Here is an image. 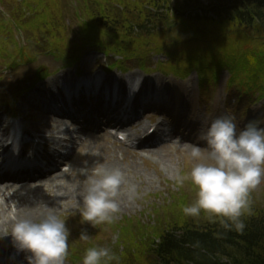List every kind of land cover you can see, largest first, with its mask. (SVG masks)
<instances>
[{"label": "rangeland", "instance_id": "374dc122", "mask_svg": "<svg viewBox=\"0 0 264 264\" xmlns=\"http://www.w3.org/2000/svg\"><path fill=\"white\" fill-rule=\"evenodd\" d=\"M51 2L55 4L54 10L60 7L61 11H64L63 24L67 43L80 44L84 35L83 18H79V15L82 14L80 11L82 4L76 0H51ZM30 4L37 8L36 3L31 1ZM19 7L20 2L18 0H0V20L8 21L5 27L8 38L4 40V43L9 45L10 48L8 50L12 54L11 56L7 54H4L3 57L0 56V118L4 119V114H6V119L9 120L11 115H16V120L23 121L24 125L27 124V128L36 126L44 118L45 121H48L46 116L47 110H50V108L41 105L39 100L30 98V96L37 92L41 93L40 89L45 88L47 81H56L58 78L66 80L70 77H78L84 81L85 79H89L91 82L99 80L100 82L102 81V84L104 80L107 81L109 79L111 80L110 86L108 85L109 87L115 84L120 87L121 85L118 83L119 78L130 84L135 81L137 83L146 81L149 85L143 89L141 93L142 99L135 104L136 112L133 114L134 119L129 122L131 125L129 124V128L125 130L128 137L129 135L131 136L128 138V143L133 147L129 148L126 145H122L114 137L105 136L104 132L106 131H100L99 129V133L97 134L90 132L91 137L88 140L93 139L91 141L97 142L99 146H106L107 151L91 150L85 147L87 144L85 143V136L78 134L75 136V143L72 144V147H64L60 150L61 156L68 158L67 162L72 164H69L70 166L58 164L57 169H54V166L57 165L54 163L50 167L54 173L52 179L56 175L64 173L69 167L75 169L77 172L76 174L67 176V179H70L69 181L66 180L58 184L57 188L59 190H62L66 183H76V186L72 184V188L80 186L84 191L81 198L61 199L59 207L54 212L58 217L65 220L71 230L68 241V253L71 255L66 257L65 264H82L83 254L88 246L107 247L114 255H118L119 245L122 244L120 242L121 234H119V230L117 231L115 227L118 223L125 221L124 223L126 224V220H131L151 226L152 223L158 221L155 212H159L161 216L171 212L175 218L178 211L179 214H183L181 208L174 209V203L180 206L181 201L185 200V202L187 201V205L191 204L196 198L197 189L190 180H186L183 186H178L175 183V176L178 173L186 175L190 171L195 162L190 161L187 157V147L190 144L198 142L196 138L199 131L209 124L211 120L227 113L236 118V122L240 127H243L250 120H258L264 126V99L257 101L254 97V100L251 102L247 98L240 100L237 96V93H239L238 88L236 86L229 88L227 85L228 74L230 75L227 67L224 68V73H222L218 82H214L211 79L213 82L211 84L203 83V81L200 82L197 71H194L183 79L170 73L153 71V69H151L152 73H145L137 68L127 73L120 70L109 72L105 61L106 57L93 48L87 49L84 57L77 64L68 65L62 58L56 55L50 56L46 53L43 47L44 44H42V41H45V36H38L36 32L34 34L27 32L19 25L26 24L27 20L32 19L43 8L34 11L35 13L27 14L26 11H18ZM76 10L77 13L75 12ZM30 12L31 10H29ZM189 14L191 17L195 15L194 12H190ZM12 41H17L20 47H26L28 50L30 48L38 50L36 61L27 65L19 64L20 60H18V57H15L17 52ZM46 47L48 46L46 45ZM231 48L230 46L224 50L220 49L219 54L228 57ZM256 55L264 58V44L256 49ZM159 60L166 62L167 57L165 55L153 54L149 64L151 67H154ZM129 67L132 66L130 65ZM207 72L202 71L201 73L206 74ZM40 74L39 80L38 76ZM201 78L204 77L201 75ZM206 81L209 83V78ZM178 83L181 85V92L175 93L173 89ZM199 87H202L203 91H199ZM122 94V96H125V93ZM151 98L153 100L149 103ZM175 98L179 105L184 106L178 112H175L179 108L176 107L177 102ZM92 101L94 100L92 99ZM56 106L54 105L52 108L59 111ZM228 106L229 108H227ZM178 114L181 116L179 118L180 124L188 123L191 125L189 130L191 133L174 128L173 119L176 121ZM55 118H60L64 128L75 131L82 127L79 115L75 119H68L66 117H57L53 113L50 120L55 121ZM74 120L79 124L74 122ZM136 120H140L139 125L134 124ZM158 123H169L170 128L173 130V137H168L166 139L168 141L164 140L162 144H159L160 141L157 138L155 147H148V145L137 147L136 142L138 141L133 135L134 132L139 130L143 125L153 127ZM46 131L41 134L43 137H47L51 129L47 128ZM41 143H43L42 140ZM34 145V137L30 136L27 138L26 143L23 144V147H27V150L31 151ZM41 147L42 144L39 146V152L43 153ZM51 147L53 145L49 143V148ZM114 157L125 171L127 182L136 186V197L133 200H129L126 191L122 189L125 198L118 197L121 211L114 223H104L95 227L90 224L82 225L79 213L83 210L82 198L86 195L87 184L85 178L79 174V169L81 167L91 169L97 164L106 165ZM89 163L91 166H89ZM2 169L3 166H0V186L8 185L4 179H1ZM46 180H49V178L40 177L36 179V185H44L43 182ZM9 184L10 186L24 187L31 183L25 181L23 177V179L18 178L17 182L10 181ZM55 191L56 188L44 191V198L45 195L52 196ZM251 194L254 197L259 196V198L264 199V183L253 190ZM44 205H47V203H44ZM4 216L0 211V223L6 219ZM41 216L39 215L36 218H40ZM20 218L23 217L13 220V223L2 229L1 232L4 236H10L14 223ZM83 228H86L90 235V239L87 241L79 239ZM77 250L82 254H76ZM78 257L81 259L77 260ZM147 258L148 260H153L154 256L153 254H149ZM132 262L133 264H144L140 260L138 263L133 260Z\"/></svg>", "mask_w": 264, "mask_h": 264}, {"label": "trees", "instance_id": "16d2710c", "mask_svg": "<svg viewBox=\"0 0 264 264\" xmlns=\"http://www.w3.org/2000/svg\"><path fill=\"white\" fill-rule=\"evenodd\" d=\"M31 1L37 4L33 12L43 10L19 25L45 36L46 52L68 65L78 63L89 47L111 55V69L133 62L146 69L151 54L165 53L171 57L166 70L177 77L197 70L217 82L227 67L228 86H238L242 97L264 98V58L256 55L264 44V0H80L86 16L80 44L67 43L60 7L54 10L51 0H24L26 9ZM7 22L0 21V56L12 55L4 43ZM12 43L18 60L28 62L38 55L35 48ZM230 46L228 57L219 54ZM253 197L250 193L251 211L242 217V231L226 229L208 214L187 217L179 211L176 218L171 212H155L158 221L151 226L131 220L117 224L122 244L110 264H264V199ZM186 205L182 200L174 209L182 212Z\"/></svg>", "mask_w": 264, "mask_h": 264}, {"label": "clouds", "instance_id": "9594fccd", "mask_svg": "<svg viewBox=\"0 0 264 264\" xmlns=\"http://www.w3.org/2000/svg\"><path fill=\"white\" fill-rule=\"evenodd\" d=\"M196 139L198 142L188 145L186 153L195 163L186 175L175 176L178 186L190 180L197 189L195 200L182 212L187 217L208 214L218 218L224 228L242 231V217L251 211L250 193L264 183V126L250 120L240 127L236 118L226 113L211 120ZM79 174L87 184L79 213L82 225L114 223L121 211L118 197L122 189L129 200L136 197V186L127 182L118 167L97 164L91 169L81 167ZM70 235L65 220L49 211L40 218L27 215L18 219L10 237L16 253L24 254L27 264H65ZM79 239H90L86 228ZM115 259L109 248L91 247L82 264H110Z\"/></svg>", "mask_w": 264, "mask_h": 264}, {"label": "bare ground", "instance_id": "6f19581e", "mask_svg": "<svg viewBox=\"0 0 264 264\" xmlns=\"http://www.w3.org/2000/svg\"><path fill=\"white\" fill-rule=\"evenodd\" d=\"M60 79L61 78H58L56 81H47V83H45V88L40 89L41 93L37 92L34 95H31L30 98L37 99L40 101L41 105L50 107V108L54 106L52 104L59 105L61 104V102L63 103L64 102V91H63V87L60 84ZM110 81L111 80L109 79L107 81L104 80V83L109 84ZM118 81L121 85L120 93H126L127 88H126L125 80H123L122 78H119ZM143 84H144V88H147V86H149L146 81H143ZM180 86L181 85L179 83L176 84V87L173 89V92L175 93L181 92ZM142 92H143V88L140 90L139 94L137 95L136 102L139 101L138 99ZM176 102H177L176 107L177 108L179 107V108L176 109L175 112H178V110L180 108H183L184 106H181V104L179 105L177 100ZM131 111H136V106L133 105ZM51 115H53V113H51L50 110H47L46 118H48L47 119L48 121H45V118L43 117L44 119H42L36 126L34 125L32 127L30 126L29 128H26L24 133L28 136L33 135L34 138H38L43 141V143L41 144H42L43 153L45 155V159L50 166L56 163L57 165L55 166V168L57 169L59 163L67 164V165L72 164V163L67 162L68 158L66 157L64 158L61 156L60 154L61 148L72 147V144L75 143V140H74L75 136L78 134H83L84 136H86L87 132H85L82 129L74 131V130L64 128L63 127L64 125L60 121V118H55V121H51L50 120ZM177 116H178V119L176 121L173 119L174 128L178 130L182 129L187 132H190L189 130L191 128V125L188 123L180 124L179 118L181 116L179 114ZM67 117L68 119H70L69 115H67ZM89 120H90V117L86 116V121H89ZM139 121L140 120H137L135 124L139 125L140 123ZM1 123L2 121L0 120V124ZM1 128H2V125H0V130ZM47 128H50L51 132H49V135L47 137H43V135L41 134L44 133ZM150 129H152V127H148V126L146 127V125H143L141 126V128H139V130L134 132L133 135L135 139L138 141L139 147H144L145 145H148V147H151V146L155 147L156 146L155 141L157 140V138H159V141H160L159 144H162L164 140H166L168 137H173V133H172L173 130L170 128L169 123L168 124L158 123L154 125L153 131L151 133L148 132L150 131ZM0 135L2 137L7 135V130L3 129L2 132H0ZM91 140L93 139L88 140V137L86 138L85 140V143H87L85 145L86 148H90L91 150H99L102 152L107 151L106 146H99L97 142H92ZM49 143L52 144L53 147L49 148ZM6 149H9V146H7ZM37 152L38 154H40V152L37 149L33 151L34 157H36ZM29 159L31 160V157ZM89 166H91L90 163H89ZM104 166L108 168L118 167L125 173V171L121 167V164L117 161L115 157ZM76 173H77L76 170L70 167L68 170L64 171V173H60L59 175H56L52 179V175L54 173L51 169H49V171L47 172V176H46L47 178H49V180L44 181L43 182L44 185H36L35 181L32 180V184H30L29 186H25V187H18L15 185L10 186V184L8 183H7L8 185L0 186V211L2 212L3 215H5L4 217L6 218L4 221L0 223V237H2L0 238V245L8 246L11 244V247H13L12 242H11V237L10 236L6 237L1 232L4 227L13 223V220L19 217L27 216V215H31L36 218L39 215H44L49 211L55 212L56 209L59 207L60 202L62 201L61 199L69 200L70 198H75V199L81 198L84 193L83 188L80 186L72 188V184L76 186V183H72V184L66 183L64 187L62 188V190H59L57 188L58 184H61L62 182H65L66 180L67 181L70 180V179H67L68 178L67 176L71 174H76ZM125 176H126V173H125ZM3 177L11 181L17 178L14 175H11L9 173L5 174ZM54 188H56V191L52 194V196L45 195V198H44L43 192L48 191V190H53ZM62 192H65V193H62ZM119 197L124 199L125 194L122 193L121 191ZM43 200H45L46 202ZM44 203H47V205H44ZM2 251L5 253H9V250L6 249L5 247L2 248ZM21 264H27V261H24Z\"/></svg>", "mask_w": 264, "mask_h": 264}]
</instances>
